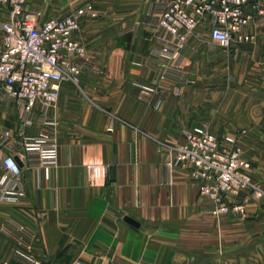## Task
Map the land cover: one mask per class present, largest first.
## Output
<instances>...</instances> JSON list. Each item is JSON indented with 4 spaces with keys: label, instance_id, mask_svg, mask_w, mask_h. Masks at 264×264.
I'll return each instance as SVG.
<instances>
[{
    "label": "crops",
    "instance_id": "obj_1",
    "mask_svg": "<svg viewBox=\"0 0 264 264\" xmlns=\"http://www.w3.org/2000/svg\"><path fill=\"white\" fill-rule=\"evenodd\" d=\"M37 1L53 18L88 1L101 15L85 18L75 34L87 50L86 60L72 57L83 67L77 83L63 82L46 114L38 104L29 115L27 134L56 133L58 164L22 165L21 195L0 203V264H264V200L246 197V219L213 217L204 212L200 183L164 162V144L183 142L219 98L212 91V100L204 99L216 80L238 86L234 94L245 90L230 107L264 109V23L234 49L209 36L191 38L184 68L194 83L178 93L164 78L172 61L160 29L171 0ZM3 39L0 28V47ZM248 85L258 88H240ZM243 125L244 143L254 150L251 174L264 189V130L256 129L264 118L249 116ZM3 128L16 135L21 124L17 103L0 97Z\"/></svg>",
    "mask_w": 264,
    "mask_h": 264
},
{
    "label": "built area",
    "instance_id": "obj_2",
    "mask_svg": "<svg viewBox=\"0 0 264 264\" xmlns=\"http://www.w3.org/2000/svg\"><path fill=\"white\" fill-rule=\"evenodd\" d=\"M29 1L0 0V28L4 34L0 47V97L17 103L21 124L16 135L8 128L0 130V203L17 201L21 195L22 165L43 169L57 166L56 133L27 134L26 127L31 125L29 115L38 104L46 114L58 102L61 84L77 83L83 67L73 62L72 57L86 60L87 50L75 39V34L85 18L101 15L95 4L88 1L64 18L44 21L41 13L27 11ZM255 17H264V0H171L166 3L160 29L165 35L163 53L170 57L172 71L164 78L175 83L181 93L182 87L190 82L184 71V52L190 39L201 40L207 35L221 47L234 49L253 40L249 29ZM235 141L231 136L223 139L232 146ZM164 151L165 165L171 171L175 168L189 171L200 183L199 194L212 201L214 214L236 212L246 216L242 205L231 206L226 200L244 191H254L258 198L264 197V191L251 182V165L243 160L241 150L223 149L219 138L205 128L186 131L183 142L166 143Z\"/></svg>",
    "mask_w": 264,
    "mask_h": 264
},
{
    "label": "rangeland",
    "instance_id": "obj_3",
    "mask_svg": "<svg viewBox=\"0 0 264 264\" xmlns=\"http://www.w3.org/2000/svg\"><path fill=\"white\" fill-rule=\"evenodd\" d=\"M59 2H67L68 0H58ZM75 0H70V2H74ZM38 1L37 0H30L29 3L27 4V11L28 12H39L42 14V18L44 19H52L54 16L53 15H48L46 13H42L41 10H39L38 6H36V3ZM51 4L47 3L45 4V6L50 7ZM82 5V4H81ZM61 5H59L60 7ZM80 6V5H79ZM78 6V7H79ZM51 8V7H50ZM72 13V12H71ZM70 13V14H71ZM1 14V11H0ZM69 14V15H70ZM46 21V20H45ZM264 23V17H255L254 20L252 21V23L250 24V29L249 32L250 34L253 36V40L256 38V34L254 33L253 28L256 26L258 27V25H261ZM204 37H208L207 35H205ZM185 73H187V71L184 68ZM187 77L190 80V82L187 85H192L194 83V77L189 73H187ZM238 86L236 85H227L226 84V79H219L215 81V85L214 86H206L204 88L205 90V94H204V99L206 101L212 100L211 97V92H219V98H217L215 100V102H213V104L210 103V107L207 104V107H209L208 109L205 108L202 111V119L200 120V122L197 124V126L191 127L189 128L187 131H189L190 129H193L195 127H202L205 128L206 130H208L210 133H212L214 136L218 137L217 134H225L223 135V137H218L220 142L223 144V149H226L227 151H232L234 150L235 147H237L238 149L241 150L242 153V158L244 161H247L250 163L251 165V169L249 171V176L251 179V182L259 187L261 190L264 191V189H262L258 184H256L254 182L253 176L251 174V170H252V161L250 159V157L248 156L250 151H254L253 148L247 144L244 143V138L246 136H249V129L248 127H244L243 123L245 121V119H248L249 116L251 118H264V109L263 110H258V109H253V110H243V109H236V108H232L230 106H236L237 103H241L243 101L244 96L242 95L243 91L245 92V90H241L240 94H234L233 89H236ZM240 88H245V89H256L258 88V86H240ZM254 128V127H253ZM256 129H261L264 130V126H257ZM253 131V130H252ZM225 136H231L233 138L236 139L235 141V145H228L225 142H223V139ZM251 136H254V133L251 132ZM256 138V137H255ZM174 142H171L170 144H172ZM191 176V175H190ZM194 179V178H193ZM247 194V195H246ZM249 195L255 197L256 199H263L264 197H260L258 198L255 194L254 191H244L242 193H240L238 196L235 197H229L226 201L228 202V204H230L231 206H234L236 204H240L245 208V215L243 216V214H239L236 212H230L228 214H220V213H212L213 211V204L212 201L207 198V197H202L204 199V201H206V205L204 212L205 213H209L211 214L213 217L222 219L225 216L231 215V214H236L239 215L241 219H246V217L248 216V199L246 197H249ZM41 263V262H40Z\"/></svg>",
    "mask_w": 264,
    "mask_h": 264
},
{
    "label": "water",
    "instance_id": "obj_4",
    "mask_svg": "<svg viewBox=\"0 0 264 264\" xmlns=\"http://www.w3.org/2000/svg\"><path fill=\"white\" fill-rule=\"evenodd\" d=\"M114 175H115V171H114V168L112 167L110 169V178H111V180H114ZM127 222L130 223L131 225L135 226V227L139 226L138 223H136L135 221H133L131 219H127Z\"/></svg>",
    "mask_w": 264,
    "mask_h": 264
}]
</instances>
